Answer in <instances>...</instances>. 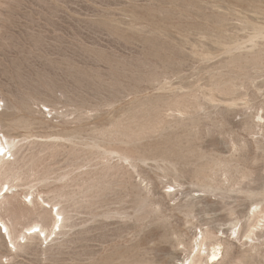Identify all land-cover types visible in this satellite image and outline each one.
<instances>
[{"label": "rangeland", "instance_id": "rangeland-1", "mask_svg": "<svg viewBox=\"0 0 264 264\" xmlns=\"http://www.w3.org/2000/svg\"><path fill=\"white\" fill-rule=\"evenodd\" d=\"M259 113L264 0H0V137L21 174L0 214L64 218L49 243L0 239V264H184L202 238L217 264H264Z\"/></svg>", "mask_w": 264, "mask_h": 264}, {"label": "bare ground", "instance_id": "bare-ground-1", "mask_svg": "<svg viewBox=\"0 0 264 264\" xmlns=\"http://www.w3.org/2000/svg\"><path fill=\"white\" fill-rule=\"evenodd\" d=\"M258 117L260 121L264 119V116L260 115V113L258 114ZM14 147H16L15 139H11L4 134L0 137V205L2 207V205L6 204L7 206L9 204L10 206L8 207L9 209H12L11 212H16V208L13 209L14 206L11 202H9L8 198L10 197V194L14 196L13 190L16 187L14 181L16 182L17 179L21 180V174L12 168L13 163L11 162V159L14 155L12 151ZM30 194L32 195V193L25 195L19 194V196L25 198V200L20 202L21 214L29 213L30 206L34 204V199H28ZM44 202L46 201L44 200ZM55 207H57V204H55L51 210L52 226L50 229H48L45 224L34 220L33 222L22 226L20 230H16L15 228L11 227L12 225H9L5 218L0 214V223L2 224V226H0V239L3 238L5 241L8 239L10 240L9 242L12 244V249H10L8 246L9 251L12 252V250L17 247L16 244L21 246L22 241H25L24 243L31 247L36 246V240L38 238L43 239V242L46 241L47 243L54 241L55 238L61 233L64 222V218L62 217L60 209L58 208L55 211ZM258 209V205L253 206L251 209V216L255 217L256 219L255 223L252 225L253 229L251 230V234L253 233L254 229L264 228V209ZM3 229H5V233ZM237 233V229L233 231V234L236 235ZM251 234L246 235V237L248 239H252L253 237ZM238 235L239 234L236 236L238 237ZM196 241V244L194 242L195 246L193 247L192 254H190L191 256L189 255L190 257L186 259L184 264H217L222 260V244L219 241L214 242L210 246H207L204 238H202L201 241L198 239Z\"/></svg>", "mask_w": 264, "mask_h": 264}]
</instances>
